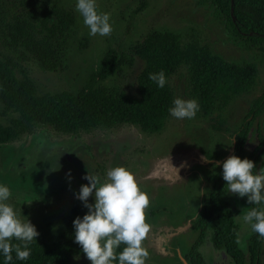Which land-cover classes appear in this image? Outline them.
<instances>
[{"label": "trees", "instance_id": "trees-1", "mask_svg": "<svg viewBox=\"0 0 264 264\" xmlns=\"http://www.w3.org/2000/svg\"><path fill=\"white\" fill-rule=\"evenodd\" d=\"M209 2L228 39L250 58L229 60L198 37L184 42L180 34L151 31L132 47L128 60L108 50L79 90L40 94L21 62L35 63L44 74L63 72L64 49L76 28L74 14L55 2L6 5L0 1V115H12L7 125L0 124V145L34 135L40 129L74 136L129 126L143 135L159 134L171 117L168 110L175 99L172 81L182 75L187 96L200 105L196 117L210 123L218 133H230L234 139L231 156L252 160L256 169L264 158V136L259 125L264 109V83L260 82L259 71L264 66V0ZM146 6L142 1L137 12ZM135 64L139 70L132 86L134 95L104 86L125 66L133 68ZM161 70L167 83L164 88H157L148 76ZM257 89L259 94L255 95ZM244 98H250L246 112L231 129L228 116H224ZM69 153L61 154L64 166L70 165L66 157ZM225 158L226 154H207L213 167L206 177L208 190L200 202V212L190 228L196 240L182 256L187 264H207L202 253L207 241L230 264H263L264 238L251 232L243 247L236 243L239 225L225 197L227 186L220 176L222 169L215 166ZM251 207L264 210V203H249ZM72 222L50 241L35 239L27 261L16 260L13 252L12 264H72L73 260L84 258L73 242ZM123 247L121 244L116 253Z\"/></svg>", "mask_w": 264, "mask_h": 264}, {"label": "rangeland", "instance_id": "rangeland-1", "mask_svg": "<svg viewBox=\"0 0 264 264\" xmlns=\"http://www.w3.org/2000/svg\"><path fill=\"white\" fill-rule=\"evenodd\" d=\"M0 1L6 5L22 1L55 2L74 14L76 28L64 49L63 72L44 74L35 63L21 62L40 94L79 90L99 67L108 50H114L128 60L132 47L151 31L180 34L184 42L198 37L229 60L250 58L228 39L209 0H97V10L109 13L113 26L112 33L106 37L88 35L83 18L75 10V0ZM142 1L147 6L137 12ZM138 70L137 64L133 68L125 66L104 86L134 95L132 86ZM259 71L263 84L264 66H260ZM172 87L175 98L189 99L182 75L173 79ZM258 94L257 89L255 95ZM249 99L237 101L224 116L229 118V128L240 122ZM11 117L10 114L0 115V124L7 125ZM259 125L264 136V109ZM233 140L230 133H218L210 123L197 117L191 120L170 117L163 131L156 135H143L129 126L74 136L40 129L34 135L0 145V183L6 184L12 193L7 203L13 205L21 219L26 217L36 227L39 235L35 239L50 241L68 222L86 214L87 209L75 195L81 185L88 183L84 176L96 175L103 183L107 179V170L125 167L150 199L145 219L151 228L142 242L149 252L146 264H180V261L184 264L182 256L196 240L190 228L200 212V202L208 190L206 177L213 167L212 162L206 161L207 154H226L227 159L233 152ZM250 144H255L254 137ZM67 151H70L66 156L70 165L64 166L61 154ZM262 167L264 158L255 170ZM69 170L71 181L66 176ZM225 197L245 245L251 231L242 216L249 209V203L228 191ZM88 202H94L91 196ZM202 253L207 264H230L224 254L212 250L208 241ZM72 264H90V261L80 257Z\"/></svg>", "mask_w": 264, "mask_h": 264}, {"label": "clouds", "instance_id": "clouds-1", "mask_svg": "<svg viewBox=\"0 0 264 264\" xmlns=\"http://www.w3.org/2000/svg\"><path fill=\"white\" fill-rule=\"evenodd\" d=\"M75 10L83 18L89 36L106 37L112 33L110 14L97 10V0H75ZM148 78L157 88H164L167 83L163 70L149 73ZM172 105L169 115L177 120H191L200 109L196 99L177 97ZM215 166L222 169L220 176L226 182L228 193L246 197L252 205L264 203V167L256 171L252 160L235 155L216 162ZM66 176L71 181L70 170ZM106 178L100 183L96 175L83 177L88 183L81 185L75 195L87 212L72 222L73 242L90 264H146L149 252L142 242L151 228L145 219L149 196L125 167L110 168ZM11 195L10 188L0 183V257H3V264H12L13 252L16 260L27 261L31 255L30 245L39 235L36 227L26 217L21 219L13 205L7 203ZM90 196L93 203L88 202ZM242 219L252 233L264 238V210L251 207L243 212ZM236 243L244 246L240 236ZM121 244L124 247L116 253Z\"/></svg>", "mask_w": 264, "mask_h": 264}, {"label": "water", "instance_id": "water-1", "mask_svg": "<svg viewBox=\"0 0 264 264\" xmlns=\"http://www.w3.org/2000/svg\"><path fill=\"white\" fill-rule=\"evenodd\" d=\"M182 262H183L184 264H187L186 261H185L183 258H182Z\"/></svg>", "mask_w": 264, "mask_h": 264}]
</instances>
